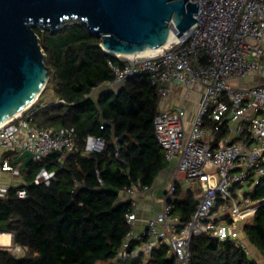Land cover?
I'll use <instances>...</instances> for the list:
<instances>
[{
	"label": "trees",
	"instance_id": "16d2710c",
	"mask_svg": "<svg viewBox=\"0 0 264 264\" xmlns=\"http://www.w3.org/2000/svg\"><path fill=\"white\" fill-rule=\"evenodd\" d=\"M35 29L50 78L22 114L31 115L41 127H74L77 148L50 152L42 160L33 157L25 167L16 162L18 151L10 157L25 182L10 185L0 195V233L12 232L24 253L0 246V264H97L117 254L130 228L127 213L133 209L132 199L121 198L120 190L138 179L152 187L169 167L154 126L161 96L147 73L134 74L116 88L104 87L114 80L110 62L121 65L123 60L105 50L101 35L86 23L74 21L55 32ZM89 135L103 138L104 148L87 151ZM117 146L125 162L116 157ZM42 168L54 174L36 182ZM22 186L27 189L25 197L17 193ZM176 187L173 211L186 221L197 204L196 191ZM255 195L264 197V181L256 186ZM244 231L264 257V199ZM150 259L172 261L167 246L154 250ZM142 260L143 255L131 254L107 264ZM191 264L260 263L242 246L200 233L191 239Z\"/></svg>",
	"mask_w": 264,
	"mask_h": 264
},
{
	"label": "built area",
	"instance_id": "2783aa9c",
	"mask_svg": "<svg viewBox=\"0 0 264 264\" xmlns=\"http://www.w3.org/2000/svg\"><path fill=\"white\" fill-rule=\"evenodd\" d=\"M198 1V20L178 40L156 54L126 58L123 64L110 62L113 82H123L137 73H147L157 90L166 94L169 83L185 86L198 83L203 94L196 114L187 128L186 110L176 106L159 111L154 119L157 138L167 160L177 159V173L195 184L197 204L186 221L173 211L171 199L176 183L165 187L164 203L145 218L144 228L136 236L133 209L127 213L129 231L117 254L108 262H120L129 255H143L138 264H191V239L205 233L219 240L242 246L254 258L244 224L262 204L264 197L255 189L264 181V83L241 86L236 81L264 70V0H194ZM233 136L218 146L211 139L225 125ZM74 127H41L32 116L23 114L0 125V166L19 174L7 152L28 150L42 160L53 151L70 152L77 148ZM103 138L89 135L87 151L101 150ZM116 157L125 159L116 148ZM54 174L42 168L35 181ZM79 182L76 181L75 185ZM134 189L148 190L138 179ZM9 185L0 187L4 195ZM122 190V189H121ZM120 190V191H121ZM25 197L27 189L17 188ZM2 234L12 232H1ZM133 244L135 246L132 248ZM167 246L171 263L150 259L154 250Z\"/></svg>",
	"mask_w": 264,
	"mask_h": 264
},
{
	"label": "water",
	"instance_id": "95a60500",
	"mask_svg": "<svg viewBox=\"0 0 264 264\" xmlns=\"http://www.w3.org/2000/svg\"><path fill=\"white\" fill-rule=\"evenodd\" d=\"M194 0H0V125L30 107L50 76L35 27L55 32L86 23L108 52L129 53L178 37L198 20ZM34 153L23 150L25 167ZM252 248H254L252 246Z\"/></svg>",
	"mask_w": 264,
	"mask_h": 264
},
{
	"label": "crops",
	"instance_id": "0c3cea01",
	"mask_svg": "<svg viewBox=\"0 0 264 264\" xmlns=\"http://www.w3.org/2000/svg\"><path fill=\"white\" fill-rule=\"evenodd\" d=\"M244 80V82H242ZM239 85L243 86H252L256 84H262L264 83V70L250 74L245 78H242L238 81H236ZM119 83L117 82H111L110 84L105 85L104 87H111L116 88ZM193 86V95L190 97L187 94V91L185 89V85L173 81L169 83V92L166 94L160 93V100H159V111L169 110L176 106H186L184 109L186 110L185 114V125L188 128L190 125L191 120L193 119L194 115L196 114L198 104L201 100L202 94H203V86H201L198 83L192 84ZM188 95V96H187ZM188 111H191V113L188 116ZM233 136L232 134V127L228 124L225 125L220 131H216L214 133L213 139H211V143L213 146H218L220 143H223L227 138ZM18 151L19 154L22 152L20 150H10L8 152L9 156L11 157L14 154H17ZM167 159V158H166ZM23 158L20 159L19 162H21ZM171 180H174L176 185H178V190L187 191L194 190L196 191V197H197V189L195 187V184L186 181V179L182 176L181 173H177V159H172L169 161V167L168 169H165L157 178L156 184L152 187H150L148 190H142L139 189L137 192H129L126 190L125 187L122 188L120 191L121 198H131L133 203L135 204V212L138 216V218L135 220V235L137 236L140 231L144 228L145 225V218L151 216L157 209L161 208L164 203V194H165V186L171 182ZM25 180L23 179L22 175L19 173H15L12 170H3L0 166V187L6 186V185H20L24 183ZM135 186L131 185L128 187V189H134ZM157 190V193H156ZM2 234V233H0ZM10 234V233H9ZM11 236L12 244L1 242L0 246L12 249L14 243L13 235ZM19 248H21L24 251V248L17 245ZM254 255L260 254V252L256 249H252ZM264 259V257L262 256Z\"/></svg>",
	"mask_w": 264,
	"mask_h": 264
},
{
	"label": "bare ground",
	"instance_id": "6f19581e",
	"mask_svg": "<svg viewBox=\"0 0 264 264\" xmlns=\"http://www.w3.org/2000/svg\"><path fill=\"white\" fill-rule=\"evenodd\" d=\"M173 36L169 37L167 39V42L156 46V47H149V48H145L143 50H139V51H133V52H129V53H120V52H114L117 56H122V57H126V58H133V57H137V56H148V55H153L158 53L159 51H161V49L165 46H167L168 44H170L173 41H176L179 39L178 35L176 34V32L174 30H172ZM0 241L1 242H5L6 244H12V240H11V236L9 233H5V234H0ZM1 244V243H0Z\"/></svg>",
	"mask_w": 264,
	"mask_h": 264
},
{
	"label": "rangeland",
	"instance_id": "374dc122",
	"mask_svg": "<svg viewBox=\"0 0 264 264\" xmlns=\"http://www.w3.org/2000/svg\"><path fill=\"white\" fill-rule=\"evenodd\" d=\"M246 80L243 79L242 82L245 83ZM193 86V85H192ZM192 86H187L185 87L186 91H187V94L191 97L193 95V87ZM102 89V87L100 88H97L95 91H94V95L96 96L98 94V92ZM187 95V96H188ZM186 107V106H184ZM191 113V111H188V116L189 114ZM24 161V159L20 162V164ZM174 182V180H171V182H169L166 186H168L170 183ZM165 186V187H166ZM156 193H157V190H156ZM12 251L17 254V255H22L24 253V251L19 248L18 246H16V244H13V248H12ZM256 256V255H255ZM256 259L259 261L260 264H264V259L262 258V255L258 253V255L256 256Z\"/></svg>",
	"mask_w": 264,
	"mask_h": 264
}]
</instances>
